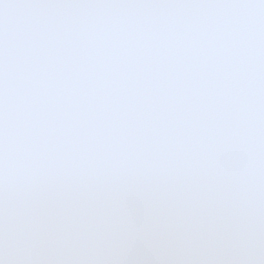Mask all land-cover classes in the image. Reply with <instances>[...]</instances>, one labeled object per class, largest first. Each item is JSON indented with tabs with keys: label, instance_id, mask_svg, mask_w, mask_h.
I'll list each match as a JSON object with an SVG mask.
<instances>
[{
	"label": "snow or ice",
	"instance_id": "obj_1",
	"mask_svg": "<svg viewBox=\"0 0 264 264\" xmlns=\"http://www.w3.org/2000/svg\"><path fill=\"white\" fill-rule=\"evenodd\" d=\"M0 264H264V0H0Z\"/></svg>",
	"mask_w": 264,
	"mask_h": 264
}]
</instances>
